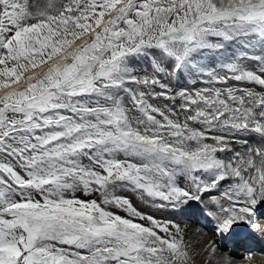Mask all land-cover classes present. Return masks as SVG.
Returning a JSON list of instances; mask_svg holds the SVG:
<instances>
[{"label": "snow or ice", "instance_id": "1", "mask_svg": "<svg viewBox=\"0 0 264 264\" xmlns=\"http://www.w3.org/2000/svg\"><path fill=\"white\" fill-rule=\"evenodd\" d=\"M128 193L264 232V0H0V264H213Z\"/></svg>", "mask_w": 264, "mask_h": 264}, {"label": "bare ground", "instance_id": "2", "mask_svg": "<svg viewBox=\"0 0 264 264\" xmlns=\"http://www.w3.org/2000/svg\"><path fill=\"white\" fill-rule=\"evenodd\" d=\"M36 2L39 3L41 2V0H36ZM205 201L207 203V198L205 199ZM203 207L204 205H201V208ZM165 210L174 212V214L172 213V215H177L178 217L184 214L182 222L177 223L180 224L183 231L186 230V232L184 233L185 240L191 243L197 251H199L208 242H214V238L212 237L213 234L209 232H213L216 235L215 239H218V242L215 241L217 256L214 258L213 264H216L217 261L222 262V260L225 259L224 254L220 253L219 244L221 243L229 244L230 247L228 249H232L233 253L237 252L239 254L237 255V257L240 258L248 256L249 252H251V259L235 260L232 259L233 256L231 255V264H264V232H260L257 230L247 241L244 242H235L233 240L225 241L217 233H215L213 223L208 217H204L205 219H203V217L199 213L181 212L178 209L172 210L171 208H167ZM165 210L161 209L162 212ZM194 218H197L198 221L204 224L206 228L203 229L200 226L196 227L195 225H193L192 223L194 222ZM258 223L264 225V219L259 220ZM207 226L209 228L208 230ZM228 253L229 250L225 252L226 256ZM206 256V253L200 252V255L195 258V264H205Z\"/></svg>", "mask_w": 264, "mask_h": 264}, {"label": "rangeland", "instance_id": "3", "mask_svg": "<svg viewBox=\"0 0 264 264\" xmlns=\"http://www.w3.org/2000/svg\"><path fill=\"white\" fill-rule=\"evenodd\" d=\"M199 86V85H198ZM128 195H129V198L130 199H132V201H133V204H134V206H136L139 210H142V211H148V212H151L152 214H154L157 218H160V219H172V220H174V221H176V222H182V218H183V216H184V214H182L181 216H175V215H172V213L174 214V212H171V211H167V210H165V209H163V210H165V211H161V209H155V208H152L150 205H148V204H145L143 201H141L135 194H132V193H128ZM207 197H205V199H206ZM200 207H201V205H200ZM172 210H174V209H172ZM117 211H119V210H117ZM202 217H203V219H205V218H207L206 217V215H204L203 213H199ZM158 215V216H157ZM205 217V218H204ZM201 219V218H200ZM194 220V222L192 223L193 225H195L196 227L197 226H200V227H202L203 229H205L206 227H205V225L204 224H202L201 222H199L198 221V219L197 218H194L193 219ZM190 221V220H189ZM188 223H191V222H188ZM209 228H208V226H207V230H208ZM186 232V230H184L183 231V233H185ZM209 233H211V234H213L212 235V237L214 238V242L216 241V242H218V239H215V237H216V235L213 233V232H209ZM220 245V253H222V254H224V258H228L229 256L231 257V255L233 256V258L232 259H235V260H238V259H240V260H243L244 259V257H242V258H240V257H237V255H239L237 252H232V249H228L229 247H230V245L229 244H219ZM222 245V246H221ZM229 250V253L227 254V256H226V254H225V252H227ZM237 250H238V248H237ZM236 255V256H235ZM259 255V254H258ZM235 256V257H234ZM260 256V255H259ZM232 264H234V263H232Z\"/></svg>", "mask_w": 264, "mask_h": 264}]
</instances>
